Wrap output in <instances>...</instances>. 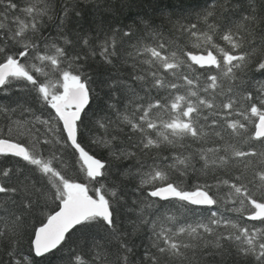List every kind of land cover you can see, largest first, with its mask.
<instances>
[{
	"label": "snow or ice",
	"instance_id": "obj_1",
	"mask_svg": "<svg viewBox=\"0 0 264 264\" xmlns=\"http://www.w3.org/2000/svg\"><path fill=\"white\" fill-rule=\"evenodd\" d=\"M208 3L0 0V264H264V0Z\"/></svg>",
	"mask_w": 264,
	"mask_h": 264
},
{
	"label": "trees",
	"instance_id": "obj_2",
	"mask_svg": "<svg viewBox=\"0 0 264 264\" xmlns=\"http://www.w3.org/2000/svg\"><path fill=\"white\" fill-rule=\"evenodd\" d=\"M61 2H65V0H61ZM66 2L69 4V7H71V5L73 3H76L77 0H66ZM110 2L112 4L117 3V0H110ZM121 2L123 3L124 0H121ZM233 2H239L243 5V7L241 8V13L243 14H247L248 8H247V0H233ZM79 3L85 8V9H89L92 8L93 9V15L96 12V9L93 7L92 4V0H79ZM127 3V7H123L121 14L118 15V19L120 21L121 24H128V25H133L134 21L141 19L145 14L152 16L153 18L157 19L159 18V16L161 15L162 12H166V11H170L172 10V6L173 5H178L181 3V0H126ZM199 5L201 9L208 7L209 3L208 0H183V5L185 7L189 6V5ZM177 12L180 11L179 8L175 9ZM103 11V10H102ZM241 13H236L233 16V19H236L239 23H243V21L239 20V16L241 15ZM108 15H111V13H108ZM231 15V14H230ZM89 18H92V16H90ZM167 39V37H165ZM215 39V43L219 44L220 46H224L223 41L219 40L218 38H214ZM145 43H148L149 46H152L151 41H146ZM202 51V49H201ZM134 59H146V57H137L135 56V54H133V57L129 59L128 64L131 65V63L133 62ZM141 67L143 70L147 71L148 66L146 64H141ZM249 75H251V73H249ZM220 87H222L225 92L227 91L228 87H229V82L227 80H225ZM180 94H184V89L182 88L180 91ZM9 98L4 97L2 94H0V101H4L7 100ZM134 114V113H133ZM163 115V114H162ZM113 120H116V116H112ZM164 119H167V116H164ZM112 131L111 127H108L107 130L105 128V126L103 125V123L101 124V126L96 130V136L98 138H102L105 140L110 139L109 133ZM225 139L224 141H219L218 138L216 137H210L209 138V143L204 145L205 147H211V146H218L221 143H225L230 141L232 138L228 135L227 132H225L224 134ZM186 143H188L190 145V147L188 148V152L194 151L197 147V145L195 144H191L190 141H187ZM99 151V150H97ZM174 154L172 146L167 145V144H161V147L159 150L155 151L152 153L153 156L155 157H169L172 156ZM101 155H103V153H101ZM0 160H3V157H0ZM148 163H151V159L149 158ZM230 171L232 173H237V167L234 166L233 168L230 169ZM72 175H75V173H72ZM252 222H249V225ZM179 225L177 222L173 221L171 223H165L164 227H173L174 230H177ZM141 235L145 236L147 235L146 232L142 233ZM74 240L76 239V237L73 238ZM146 239L144 241V244H146ZM80 243H83V240L80 241ZM25 251H24V256L26 257L27 252V245L25 243L24 245ZM144 250V247L141 244V240L138 237L137 238V252L138 253H142Z\"/></svg>",
	"mask_w": 264,
	"mask_h": 264
}]
</instances>
